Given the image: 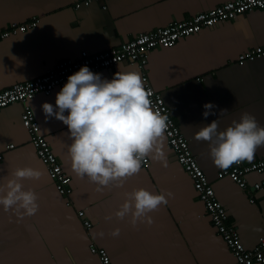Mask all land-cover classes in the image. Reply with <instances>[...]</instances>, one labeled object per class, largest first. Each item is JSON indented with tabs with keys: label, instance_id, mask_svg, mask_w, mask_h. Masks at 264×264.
<instances>
[{
	"label": "crops",
	"instance_id": "obj_1",
	"mask_svg": "<svg viewBox=\"0 0 264 264\" xmlns=\"http://www.w3.org/2000/svg\"><path fill=\"white\" fill-rule=\"evenodd\" d=\"M79 0H0V32L12 24L36 19L37 27L0 43V92L33 81L56 63L78 59L82 52L98 54L119 48L141 33L184 22L233 0H94L75 8ZM264 49V12L255 10L222 22L199 34L181 39L169 49L148 54L145 72L159 92L188 141L198 165L212 184L216 198L225 209L229 224L246 249H253L264 236V192L243 191L228 178L209 156L210 142L197 141L195 134L213 120L220 131L239 121L243 113L264 126V58L239 66V55ZM121 71L141 70L127 63L99 73L111 79ZM49 97L37 95L26 104L32 110L41 134L48 141L64 172L71 178V206L60 196L38 159L21 122L24 105L0 110V184L17 167L41 171L39 180H23L25 190L38 197L35 215L23 216L0 208V264H102L90 253V246L103 249L111 264H236L222 237L193 188L191 179L177 162L166 138V165L145 157L138 174L122 185L111 184L97 191L87 178H77L67 160L71 143L67 126L47 118L44 103ZM214 108L207 118L204 105ZM13 145V149H8ZM264 159V148L251 162ZM263 175H250L253 185ZM144 189L166 195L168 203L149 213L152 223H131V213L117 219L115 212L126 194ZM84 211L91 223L86 230L77 217ZM111 217V219H106ZM119 229V236L112 233Z\"/></svg>",
	"mask_w": 264,
	"mask_h": 264
},
{
	"label": "clouds",
	"instance_id": "obj_2",
	"mask_svg": "<svg viewBox=\"0 0 264 264\" xmlns=\"http://www.w3.org/2000/svg\"><path fill=\"white\" fill-rule=\"evenodd\" d=\"M214 108L204 105L207 118ZM43 113L67 126L71 143L67 146V160L77 178H87L97 191L111 184L120 186L138 174L145 157L151 155L166 165L163 149L168 117L151 108L149 93L135 71L116 72L111 79L102 78L88 66L67 78L56 94L55 104L44 103ZM197 141L210 142L209 156L218 169L233 164L251 162L258 149L264 148V126L249 113L220 131L218 123L200 127ZM42 173L32 167H17L10 178L0 184V208L23 216L35 215L38 197L25 190L23 180H39ZM166 195H153L144 189L126 194L125 202L115 212L117 219L131 213L133 226L139 222L152 223L149 213L166 205ZM106 219H111L108 217ZM112 235L119 236V229Z\"/></svg>",
	"mask_w": 264,
	"mask_h": 264
},
{
	"label": "built area",
	"instance_id": "obj_3",
	"mask_svg": "<svg viewBox=\"0 0 264 264\" xmlns=\"http://www.w3.org/2000/svg\"><path fill=\"white\" fill-rule=\"evenodd\" d=\"M93 1L79 0L76 2L75 8L89 6ZM255 10L264 12V0H233L212 10L200 13L187 21L174 22L165 28L141 33L119 48L98 54L82 52L78 59L58 62L53 68L46 71L43 76L33 81L17 84L0 92V110L13 104L24 105L21 122L29 135L30 143L38 159L45 167L49 179L54 183L57 193L67 200L66 206L70 207L72 194L71 178L64 172L48 141L41 134L39 124L32 110L26 104L37 95L49 97L54 90L61 89L67 82V78L79 71L83 66H88L94 73H99L102 70L110 69L123 63L136 66L141 70V79L146 91L149 93L152 110L168 117L164 133L168 147L174 152L178 164L191 179L193 188L203 204L213 227L224 240L236 264H264V236L258 240L256 246L251 250L246 249L241 243L238 232L229 224L225 209L217 200L215 190L207 175L191 153L188 141L176 124L171 110L165 104L162 95L154 90L145 72L148 54L153 50L159 48L169 49L181 39L192 37L204 29L213 28L222 22L233 21L237 17ZM37 24L38 21L36 19L26 24H12L0 32V43L29 29L36 28ZM262 58H264V49L255 48L239 55L237 63L239 66H243L246 63ZM13 148V145L8 147L9 150ZM146 162L147 160L145 159L142 161V163ZM263 174L264 159H261L248 164L243 162L233 164L226 170L222 169L219 177L228 178L243 191H249L254 194L264 192V180L250 185L248 177L250 175ZM77 217L87 231L91 229L92 225L86 219L84 211H79ZM90 253L98 256L102 264H111L109 256L103 249L91 245Z\"/></svg>",
	"mask_w": 264,
	"mask_h": 264
}]
</instances>
